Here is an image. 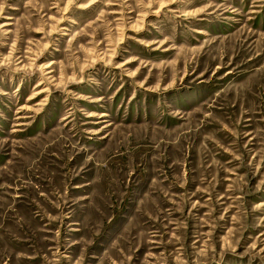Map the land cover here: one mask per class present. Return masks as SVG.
I'll return each mask as SVG.
<instances>
[{
	"label": "rangeland",
	"instance_id": "374dc122",
	"mask_svg": "<svg viewBox=\"0 0 264 264\" xmlns=\"http://www.w3.org/2000/svg\"><path fill=\"white\" fill-rule=\"evenodd\" d=\"M0 264H264V0H0Z\"/></svg>",
	"mask_w": 264,
	"mask_h": 264
}]
</instances>
